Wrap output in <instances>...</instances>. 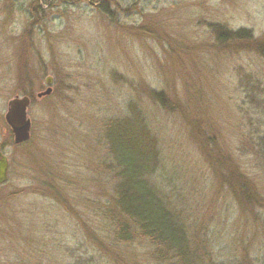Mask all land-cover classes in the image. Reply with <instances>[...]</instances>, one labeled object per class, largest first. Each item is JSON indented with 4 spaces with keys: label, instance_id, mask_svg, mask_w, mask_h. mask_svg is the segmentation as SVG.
<instances>
[{
    "label": "rangeland",
    "instance_id": "1",
    "mask_svg": "<svg viewBox=\"0 0 264 264\" xmlns=\"http://www.w3.org/2000/svg\"><path fill=\"white\" fill-rule=\"evenodd\" d=\"M102 4L0 0V144L9 160L0 264H147L136 244L109 255L97 242L114 184L102 122L131 101L160 138L156 185L184 204L196 242H214L207 263H264V229L225 181L237 163L253 173L247 137L263 135H249L250 124L262 119L264 133L251 97L264 102V0H112L111 15ZM238 31L244 38L232 37ZM49 77L51 95L38 98ZM16 97L31 99L30 138L18 145L5 120Z\"/></svg>",
    "mask_w": 264,
    "mask_h": 264
},
{
    "label": "trees",
    "instance_id": "2",
    "mask_svg": "<svg viewBox=\"0 0 264 264\" xmlns=\"http://www.w3.org/2000/svg\"><path fill=\"white\" fill-rule=\"evenodd\" d=\"M103 0L99 8L105 15H111L109 4ZM243 31L232 34L234 39L244 38ZM223 39L224 35H220ZM256 107L264 110V102L251 96ZM261 102H263L261 104ZM260 119L257 125L250 124L262 137H247V149L252 151L249 163L253 173H246L247 163L227 173L226 183L235 199L250 205L255 213V228L264 229V133L260 132ZM105 147L112 163L113 190L110 199L112 207L108 218L106 239L97 240L101 251L112 255L117 247L136 246L145 254L147 264H208L213 260L210 248L196 242L190 216L183 209L184 204L165 195L156 185L157 173L163 165L160 138L154 132L147 109L137 110L130 102L125 115L102 122ZM264 132V129H262ZM244 168L245 170L241 169ZM226 169V166H225ZM252 175V177L250 176ZM252 179H250V178ZM254 183V184H253ZM108 242L110 244H106ZM251 243L249 244L250 248ZM248 253L247 247L244 248ZM110 252V253H109ZM262 257V256H261ZM223 260L217 261L218 264ZM229 262H227L228 264ZM254 264H262L257 259ZM127 264H133L127 261ZM264 264V263H263Z\"/></svg>",
    "mask_w": 264,
    "mask_h": 264
},
{
    "label": "water",
    "instance_id": "3",
    "mask_svg": "<svg viewBox=\"0 0 264 264\" xmlns=\"http://www.w3.org/2000/svg\"><path fill=\"white\" fill-rule=\"evenodd\" d=\"M47 86H49L44 92L37 95L38 98L50 96L52 93V78H47ZM31 104L29 97H16L9 102L8 112L5 116L7 125L9 126L14 143L16 145L24 143L30 138L31 121L27 117V109ZM9 174V161L3 154L0 146V186L5 184L8 180Z\"/></svg>",
    "mask_w": 264,
    "mask_h": 264
},
{
    "label": "flooded vegetation",
    "instance_id": "4",
    "mask_svg": "<svg viewBox=\"0 0 264 264\" xmlns=\"http://www.w3.org/2000/svg\"><path fill=\"white\" fill-rule=\"evenodd\" d=\"M0 146H1V144H0ZM1 150H2V152H3L2 146H1ZM8 161H9V160H8Z\"/></svg>",
    "mask_w": 264,
    "mask_h": 264
}]
</instances>
